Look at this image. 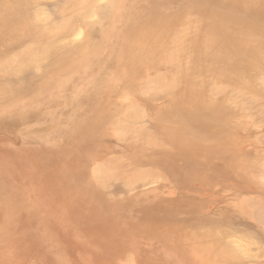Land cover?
<instances>
[{
  "label": "rangeland",
  "instance_id": "1",
  "mask_svg": "<svg viewBox=\"0 0 264 264\" xmlns=\"http://www.w3.org/2000/svg\"><path fill=\"white\" fill-rule=\"evenodd\" d=\"M72 1L0 0V6L13 5L3 18L7 23L35 10L59 23L83 0ZM193 1L93 0L78 10L72 30L50 39L36 67L0 72V240H6L0 264H264V57L252 58L259 72L239 71L249 75L258 99L229 91L232 104L227 93L219 94L215 118L210 109L194 105L186 112L170 103L167 86L157 81L137 92L134 78L116 70L128 54L122 49L129 26L171 17ZM213 1L218 12L233 7L231 16L241 14L233 0ZM256 21L264 24V15ZM8 44L0 41L6 61L18 53L6 46H28L30 40ZM205 46H221L214 58L232 53L223 63H240L244 53L226 41ZM128 56L145 60L146 52ZM158 71L170 74L162 66ZM115 90L120 98L112 96ZM99 116L97 125L88 126ZM116 119L124 125L112 126ZM180 135L203 146L200 156L179 154L172 141ZM210 230L228 232L239 256L212 261L187 252L191 244L204 251L223 243L218 235V241L213 236L191 243L193 234Z\"/></svg>",
  "mask_w": 264,
  "mask_h": 264
},
{
  "label": "bare ground",
  "instance_id": "2",
  "mask_svg": "<svg viewBox=\"0 0 264 264\" xmlns=\"http://www.w3.org/2000/svg\"><path fill=\"white\" fill-rule=\"evenodd\" d=\"M75 1L74 0L72 1L74 5H75ZM235 1L233 0V3L236 4L235 10H238L240 11L239 13H241L238 16L230 15V9H232L233 7L232 8L227 7V10L221 13L215 10V1L213 0L210 4L207 5L202 3L201 0H194L190 6L184 8L182 11H179L178 13H176V15H173L171 17L158 16L156 18H151L147 21L145 20L137 23L132 22L133 24L129 26L128 30H126L128 42L122 50H125V52L128 54L145 51L146 58L145 60H141V59L138 60L136 58L130 59L128 54H126L127 55L126 59H124L123 63L119 64L118 67H116V70L119 72V74L126 76V78H134L136 82L134 86L136 87L137 92L138 91L142 92L144 86L151 82L157 81L159 82V84L160 83L165 84L167 86L166 96L169 97L170 103L175 104L178 107H181L183 111L185 110L186 112L193 109L194 105H197V108L199 107V110L210 109V111L211 112L213 111L214 113V109L218 107V103H219L216 102V97L219 96V94H223L224 92L228 94L229 91L236 94L238 93L237 95H243L247 97L249 101L250 100L253 101L256 98L258 99L259 91L253 87L252 83L249 81L250 78L246 77L249 75L246 76L242 74L239 75V71L242 72L249 71L252 72V74H255V72H259L258 69H254V68H257L260 65L258 64V62H255L256 60L254 61V59L252 58L254 57L255 59L256 58L263 59L264 57V41L257 40V38L264 39V24L258 23L256 21L257 16L264 15V0H235ZM92 2L93 0L92 1L83 0L82 2L77 1L75 5V10L73 8L70 14L66 16V19L63 22L61 21L59 23L58 22L55 23L51 21L49 17L43 15L38 10L20 16L17 20L11 19L7 23L5 20H3V18L7 15V13L9 14L11 11H14L13 5L9 3L2 4V6H0V41L6 45L10 41L12 42L14 39L22 37V38H28L30 40V44L28 46H6V48L15 47L16 49L14 50L18 51V53L11 56L7 61H6V57L0 58V72L15 71L20 69L24 65H29V66L32 65L36 67V64L39 63L42 58L46 57V53L51 48V46H48L50 43V39H53V37L58 33L66 32L69 29L72 30L73 24L74 22H76L78 17V12H79L78 10H80L82 7L87 5L91 6ZM91 12L93 11L91 10ZM247 13L251 15H248ZM74 19L76 20L74 21ZM238 28L243 30L242 34L239 33ZM192 30L193 32L194 30L197 31L195 34L196 37L188 40H184L185 36H187L189 31ZM200 40H204V41L202 42ZM219 41H226L228 45L235 46L240 50L244 51V53H241V62L223 63L224 60L230 57L233 58V56H230L232 53L223 58H214L211 55L212 52L221 48V46H205V44L208 42L218 43ZM86 48H87V44L85 43L83 44L82 47H80L79 50L83 51L86 50ZM6 51L8 50L6 49ZM242 63H245V65ZM161 66L166 70L167 68L170 70L169 76L167 75L165 77L160 74L161 72L159 73L158 68ZM251 69L255 72H253ZM21 70H23V68H21ZM132 72H133V77L129 75V73ZM232 72L238 74L235 76L234 79H228L227 76L232 74ZM258 79L259 78H257L256 81L260 83ZM263 82L260 84L264 85ZM259 83H257V86ZM263 85H262L263 87L262 90L264 91ZM126 88H129L128 84ZM0 92L3 93V89H0ZM48 93L49 92L47 90V94ZM111 94L112 96L113 95L116 96L118 94L117 97L120 98L122 92H116L115 90V92ZM231 94L226 95L228 97L227 99L228 102L229 101L234 102V99L230 97ZM240 97L242 98V96ZM240 97L238 96L237 98ZM224 99H225V95H224ZM230 106L232 105L230 104ZM213 117L214 118L217 117L216 112L214 113ZM101 118L102 117L99 116L95 118L97 120H91L88 126L97 125L100 122ZM118 120H122V119H118ZM119 122L120 121H117L116 119L112 126H115V128H117L118 126L123 124ZM168 129L171 130L170 127ZM150 140L151 139H149V141ZM157 140L158 139L155 137L154 141L153 140L152 141L156 142ZM168 140L169 138L167 139V141ZM184 140L185 137H182L180 135L178 138L172 141L173 147L177 148L179 154L183 156H188L187 152L192 150L195 154L200 156L201 147L203 146L199 147L196 143L189 144L184 142ZM164 145L166 146V144ZM164 150H167V147H165ZM210 154H213V150L211 151ZM165 159L166 158L164 157L161 160L164 161ZM243 164L244 163H242V166ZM233 167L236 168L237 165ZM95 170H97V173L96 172L94 173L98 174L101 168L99 169L96 168ZM102 170H103L102 172H104V169ZM95 177L97 178L99 184L103 186L102 177L97 175ZM257 178L258 180L260 179L258 176ZM263 178L264 175H262L261 179ZM85 188L84 187L81 188V190L84 191L85 194L86 193L88 194L89 192L92 193L89 188L88 189ZM244 199L247 200V198ZM249 200H250L249 202L250 204L252 200L251 199ZM3 204L5 203L3 202ZM173 233L174 231H172L171 234ZM217 235L219 236V240L223 242L220 245H217L214 248H209L207 250L204 248L205 249L204 251H198L195 249V246L191 244V249H188L187 252H189L193 256L194 255L198 256L201 254L202 257L204 258L206 257L207 259L212 261L214 258L216 260V257L219 256L226 257L228 255L227 257L230 256L231 257L233 256V258L238 257L240 253L238 252V249L231 244L232 241L229 239L230 235L226 231L214 232V230H210L208 233L200 234V235L195 233L190 237V240L192 241L191 243H194L197 241H203L205 239H209L214 236V240L218 241ZM166 236L167 235H164L162 237L166 239L167 238ZM179 236L180 237L176 239L177 241L182 240L181 235ZM172 238H176V237L173 236ZM169 241L176 245V242H173L168 239V242ZM5 242L6 240H0V244ZM184 250L186 249L184 248ZM218 263L221 264L222 262L221 263L218 262Z\"/></svg>",
  "mask_w": 264,
  "mask_h": 264
}]
</instances>
